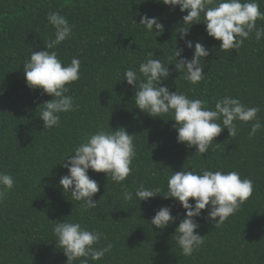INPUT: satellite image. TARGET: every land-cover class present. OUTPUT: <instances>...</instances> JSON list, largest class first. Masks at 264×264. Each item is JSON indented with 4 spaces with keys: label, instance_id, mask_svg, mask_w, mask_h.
<instances>
[{
    "label": "trees",
    "instance_id": "trees-1",
    "mask_svg": "<svg viewBox=\"0 0 264 264\" xmlns=\"http://www.w3.org/2000/svg\"><path fill=\"white\" fill-rule=\"evenodd\" d=\"M258 3L264 12V0ZM49 12H59L73 25L71 37L53 50L65 64L77 57L81 69L80 79L66 85L76 111L61 113L58 127L43 129L41 104L52 97L27 87L23 63L32 51L46 50L44 40L54 38ZM143 14L158 17L164 31L143 29ZM186 14L161 0H0V172L15 180L0 203V264H66L52 232L65 218L104 233L95 247L113 244L111 252L89 264H264V128L250 139L254 121H237V136L224 129L207 153H195V147L177 142L170 114L165 121L135 107V90L123 80L125 69L138 71L147 53L169 60L177 46L182 57L191 59L194 48L185 41H199L210 50L201 60L204 79L190 84L171 59L164 84L213 109L220 97L238 98L248 107L258 106L257 118L264 124V37L257 41L252 33L239 49L220 50L221 42L209 37L201 23L180 39L179 28L189 27L182 24ZM256 23L264 27V20ZM108 126L135 134L133 171L123 182L130 191L144 184L166 194L168 176L184 168L237 171L253 181V193L218 227L202 210L197 231L204 244L186 257L172 238L185 212L176 200L157 195L141 203L135 197L126 201L120 184L91 169L89 176L100 185L93 197L96 208L84 209L83 201L63 193L59 179L67 169L59 163L84 136ZM162 206H170L178 217L164 230L150 224Z\"/></svg>",
    "mask_w": 264,
    "mask_h": 264
},
{
    "label": "clouds",
    "instance_id": "clouds-1",
    "mask_svg": "<svg viewBox=\"0 0 264 264\" xmlns=\"http://www.w3.org/2000/svg\"><path fill=\"white\" fill-rule=\"evenodd\" d=\"M161 2L171 10L178 7L182 13L187 12L182 17V24L189 27L179 28L180 39H185L193 25L201 23L205 25L209 37L221 42L220 50L239 49L252 33L257 41L264 37V27H257L256 23L257 20H264V12L260 11L258 0ZM47 20L54 29V38L43 39L46 50L31 52L30 58L23 63V73L27 87L32 90L41 89V95L52 97L41 104L43 107L39 114L43 129H52L60 125L61 113L76 111L78 107L74 98L66 95L69 92L66 85L80 79L81 62L73 57L70 63L65 64L53 50L71 37L73 25L59 12H49ZM139 25L148 33L155 31L160 34L164 31V24L160 19L147 14L141 16ZM185 43L187 48H194L192 58L182 57L183 49L176 46L171 59H175V68L183 79L190 84H197L205 77V64L201 60L209 56L210 50L199 41L193 43L186 40ZM154 56V52L147 53V58L140 63L138 71L125 69L123 80L133 86L134 104L140 111L153 118L171 115L172 118L168 120L176 122L173 127L178 133V143L186 144L189 148L195 147V153L204 155L224 129L228 130L230 137L237 136V121H254L251 124L250 139L264 128V124L257 118L260 108L248 107L238 98L228 95L220 97L213 109L205 107V102L201 99H190L177 89L171 91L164 81L170 76L168 65L173 63L171 59L162 61ZM134 135L129 134L125 127L113 130L108 126L107 130L101 127L84 136L78 146L74 147L72 154L59 163L67 169V173L60 177L59 185L63 193L71 194V200L83 201L81 207L84 209L97 207V201L93 197L100 190L98 181L88 174L90 169L104 173L107 178L120 184L122 198L126 201H132L135 197L141 203L157 195L176 200L185 212L172 238L184 256H191L204 244V236L197 231L200 228L197 218L202 216V210L207 211L205 218L214 221L218 227L252 195L253 181L241 178L237 171L202 169L196 172L182 168L168 176L166 194L161 193L160 187H145L144 184L134 192L130 191L123 182L133 171V159L136 157ZM14 184L12 175L0 172V203L3 202L6 191L11 190ZM190 198L194 203H190ZM177 218L172 215L170 206H162L151 218L150 224L164 230L170 224H175ZM57 221L52 226V232L67 258L66 264H73L77 260L79 264H89V259L99 261L106 253L111 252V242L102 248L95 247L104 237V233L99 230H89L82 227L80 222L67 218L63 222Z\"/></svg>",
    "mask_w": 264,
    "mask_h": 264
}]
</instances>
